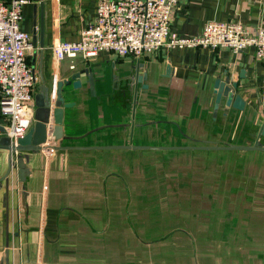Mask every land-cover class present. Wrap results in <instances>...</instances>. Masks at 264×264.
Returning <instances> with one entry per match:
<instances>
[{
	"label": "crops",
	"instance_id": "0c3cea01",
	"mask_svg": "<svg viewBox=\"0 0 264 264\" xmlns=\"http://www.w3.org/2000/svg\"><path fill=\"white\" fill-rule=\"evenodd\" d=\"M98 1L28 0L23 6L21 27L33 44L27 57L38 75L34 99L44 83L52 88L56 77L72 71L92 69L94 85L83 74L82 86L70 87L74 94L66 100L75 104L66 109L65 137L53 138V153L29 152V172L21 180L13 168L9 191L0 181V263L185 264L180 257L191 250L160 238L152 229L157 217H144V209L161 205L154 202L159 193L144 205V178H159L142 170L150 155L140 148L90 146L149 144L144 140L157 130L163 131L158 139L182 143L172 145L215 144L223 132L234 138L230 143L249 145L264 122V60L253 46L240 52L164 46L140 57L101 51L57 60L53 45L80 39L97 17ZM211 20L264 26V0H178L170 24L188 36ZM217 79L238 83L244 109L228 105L226 97L215 109ZM252 152L246 157L264 155ZM7 169L8 150L0 149V179Z\"/></svg>",
	"mask_w": 264,
	"mask_h": 264
},
{
	"label": "rangeland",
	"instance_id": "374dc122",
	"mask_svg": "<svg viewBox=\"0 0 264 264\" xmlns=\"http://www.w3.org/2000/svg\"><path fill=\"white\" fill-rule=\"evenodd\" d=\"M157 134L144 141L153 146L182 144L158 139ZM228 136L232 138L223 132L215 144H230L234 138L228 141ZM252 151L144 149L150 156L142 170L159 177L144 178V205L155 193L160 197L154 202L161 203L156 209L151 206L152 212L144 209V217H157L152 229L161 232L160 238L191 250L180 257L185 264H264V155L246 157ZM167 174L174 176L163 178Z\"/></svg>",
	"mask_w": 264,
	"mask_h": 264
},
{
	"label": "built area",
	"instance_id": "2783aa9c",
	"mask_svg": "<svg viewBox=\"0 0 264 264\" xmlns=\"http://www.w3.org/2000/svg\"><path fill=\"white\" fill-rule=\"evenodd\" d=\"M178 0H99L97 17L77 41L53 45L57 60L79 55L90 58L101 51L121 56H143L161 47H227L235 52L253 46L264 60V26L248 29L239 21L206 22L200 33L183 36L171 29L170 17ZM28 0H0V124L13 140L25 135L35 121L34 89L38 75L28 61L32 48L29 32L21 27L23 6ZM74 67V65H71ZM57 77L51 98H56ZM53 130V115L48 126ZM50 134V133H49ZM53 137L42 151L51 155Z\"/></svg>",
	"mask_w": 264,
	"mask_h": 264
},
{
	"label": "water",
	"instance_id": "95a60500",
	"mask_svg": "<svg viewBox=\"0 0 264 264\" xmlns=\"http://www.w3.org/2000/svg\"><path fill=\"white\" fill-rule=\"evenodd\" d=\"M86 74L88 83L91 87L94 85L93 71L90 68L72 71L68 77L61 79L57 82L56 98L53 103L50 91L51 87L45 83L41 86V90L35 96V121L28 132L13 140L10 136L5 134V128L0 125V149L8 150V169L6 174L0 179L8 183L9 191V174L13 168L18 169V175L21 180H24L29 168L27 167L26 160L29 157V152H38L42 150L43 144L48 140L49 136L54 139H64V122L66 118V109L71 108L75 102L67 101L66 95L71 91L70 87L77 89L82 86V75ZM141 79V76L138 77ZM238 83L234 82L231 85L217 79L215 82V92L217 93L215 109L217 110L219 102L222 97H226L227 104L232 105L238 109L245 108V100L239 94H235V89ZM73 93V92H72ZM74 94V93H73ZM53 115V130L49 131L48 126ZM50 133V134H49ZM264 137V122L262 123L256 141L253 144H205V145H182V146H153V145H100L90 146L95 148H137V149H152V148H178V149H236V150H262L264 151V143L260 140ZM56 145H54V148ZM60 148L66 146L60 145ZM3 264V263H0Z\"/></svg>",
	"mask_w": 264,
	"mask_h": 264
}]
</instances>
